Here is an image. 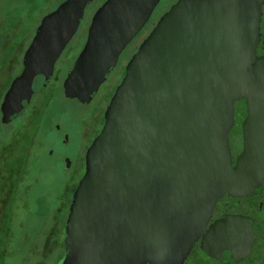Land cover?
Returning <instances> with one entry per match:
<instances>
[{
    "label": "water",
    "instance_id": "1",
    "mask_svg": "<svg viewBox=\"0 0 264 264\" xmlns=\"http://www.w3.org/2000/svg\"><path fill=\"white\" fill-rule=\"evenodd\" d=\"M93 0H63L45 14L2 102L1 122L19 117L50 79ZM160 0H104L63 80L91 100ZM263 0H176L128 60L85 154L69 203L58 264H184L198 239L208 256L242 258L248 219L207 226L218 198L245 196L264 179ZM244 99L243 147L232 160L234 103Z\"/></svg>",
    "mask_w": 264,
    "mask_h": 264
},
{
    "label": "rangeland",
    "instance_id": "2",
    "mask_svg": "<svg viewBox=\"0 0 264 264\" xmlns=\"http://www.w3.org/2000/svg\"><path fill=\"white\" fill-rule=\"evenodd\" d=\"M62 1L0 0V59H20L42 17ZM102 1L93 0L86 7L81 28L67 48L65 61H60L55 88L50 85L37 98L41 114L36 119L17 117L3 124L0 110V264H58L63 255L67 198L70 199L78 177L61 167L58 154L61 144L52 124L57 121L62 128H70L69 142L79 146L74 121L59 120L66 110L80 117L86 109L77 101L66 99L59 91V82L84 43L93 11ZM160 10L131 47L146 36ZM1 78L0 104L9 79L7 73ZM233 143L239 149L240 133L233 136ZM15 185L17 193L13 199ZM197 256L200 255L193 254Z\"/></svg>",
    "mask_w": 264,
    "mask_h": 264
},
{
    "label": "flooded vegetation",
    "instance_id": "3",
    "mask_svg": "<svg viewBox=\"0 0 264 264\" xmlns=\"http://www.w3.org/2000/svg\"><path fill=\"white\" fill-rule=\"evenodd\" d=\"M175 1L176 0L159 1V3L153 10L149 20L146 22L142 30L131 40V42L120 53L116 64L107 73L106 78L99 85L98 90L96 91L95 94H93L91 100L88 101L87 103H82L76 98H68L64 95L63 92V80L66 77L68 71L72 68L77 55L81 51L86 41V37L84 43L77 51L78 53L73 58L72 65L69 67V69L63 71L65 76L63 77V80L62 81L60 80L59 82V91L62 93L63 96H65L66 99L75 100L79 104H81L83 108L86 109L85 114L80 117L74 116L72 115V113H69V111L66 110L64 112L65 114L59 120V121H67V120L74 121V123L77 125L78 128L77 136L80 142L79 146L76 145L74 146L70 144L69 142L70 128L68 127L62 128L57 121H54L52 124L53 131L59 137V143L61 144L58 151L61 167L63 171L71 172L73 177L75 175H77L78 177L75 184L72 187L73 189L71 191L70 199L67 198L68 208L72 198V193L85 170L86 150L91 144L94 137L99 133L104 123V112L106 106L108 105L110 98L112 97L117 85L120 83L125 73V67L128 60L130 59L132 54L136 51L140 43L137 46H133V47H131L130 45L133 43V40L137 38V36L144 30L147 24L152 20L155 12L158 9L161 10H160V14L157 16L154 25L156 24L159 17L165 11H167ZM161 3L163 4V6ZM259 9H260V14H259L260 38L256 47V55L258 56L264 54V0L260 2ZM84 17H85V13H84ZM84 17L82 21L84 20ZM82 21L76 33L69 41V43L66 45L59 58L56 60L50 79L44 83V86L39 91H37L34 94V96H32L28 106L25 108L24 112L19 117H24L25 119H30L34 117L36 119L41 114L42 109L37 104V98H39L42 95L43 91H45V89H47L50 85H54L52 88H55L54 79L57 77L58 68L60 69L59 66L60 61L61 60L63 62L65 61L64 56L66 55L67 48L70 46L71 42L79 32L82 25ZM154 25L151 27V29L154 27ZM22 61H23V55L20 59H15V58H9L8 60L7 59L2 60V58L0 59V80L2 79L1 78L2 74L4 75L5 73H7L9 78L8 84L4 88L3 93L1 95L4 96L13 78L19 75L20 72L22 71L23 69ZM245 116H246L245 100L240 99L235 101L234 112H233V126L228 134L233 162L235 161V158L237 157V155L239 154V152L242 150L243 147L242 122ZM239 133L241 136V145L238 149V147H236L235 144L233 143V136ZM228 214L244 216L250 222V226L252 230V233L250 235L252 237V241L249 249L246 251V254L239 259L230 257L228 262L220 261L217 258H213L207 255L206 250H204L201 247V239L199 238L196 244L192 247L187 258L185 259L184 264H191V262H193L192 264H200L202 262H205L207 264H264V179L258 187L254 188V190L251 193L245 196H233L226 193L222 197L218 198L213 208L212 215L207 223V226L213 221L223 218L225 215ZM193 254H199L200 256L193 257Z\"/></svg>",
    "mask_w": 264,
    "mask_h": 264
},
{
    "label": "trees",
    "instance_id": "4",
    "mask_svg": "<svg viewBox=\"0 0 264 264\" xmlns=\"http://www.w3.org/2000/svg\"><path fill=\"white\" fill-rule=\"evenodd\" d=\"M88 6H89V5H88ZM11 176H13V175H11ZM15 182H17V180H15ZM16 186H17V185H15V189H14V191H13V199H14V195L17 193V192H16V190H17ZM65 220H66V219H65ZM64 226H65V225H64ZM60 257H61V256H60ZM60 257H59V259H60Z\"/></svg>",
    "mask_w": 264,
    "mask_h": 264
}]
</instances>
